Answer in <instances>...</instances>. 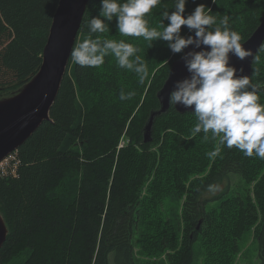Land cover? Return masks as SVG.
Here are the masks:
<instances>
[{
	"label": "trees",
	"instance_id": "16d2710c",
	"mask_svg": "<svg viewBox=\"0 0 264 264\" xmlns=\"http://www.w3.org/2000/svg\"><path fill=\"white\" fill-rule=\"evenodd\" d=\"M230 1L187 0L184 15L200 4L211 8L210 14L218 20L227 14L231 28L245 41L264 19V0ZM59 2L0 0V98L21 90L39 71ZM100 7L101 0L89 1L82 22L85 33L93 38H122L134 46L139 44L140 38L118 33L116 18L109 22L108 32L91 34L88 22L99 15ZM173 7L174 0H160L146 17L149 26L159 25L162 13L175 11ZM163 22L168 23L167 19ZM193 34L186 25L182 26L181 35ZM182 53L175 55L165 69L155 68L143 101L145 86L137 76H124L120 68L112 66L114 57L106 56L97 68L74 63L66 72L50 119L11 153L16 173L0 174V213L8 226L7 239L0 248V264H139L136 233L145 207L151 206L149 197L154 194L157 198L160 189L145 187L152 178L163 181L167 173L173 172L172 164L165 165V151L154 150L161 120L168 118L169 127L179 128L177 134L170 129V135L179 143L178 157L185 162L191 157L189 163H199L193 155L195 149L182 143L185 139L181 137L192 135L183 117L194 113L181 114L171 106L156 119L153 141L144 142L150 112L160 107L157 94ZM260 55L263 59L264 44L256 56L250 84L258 86L257 94L263 101L264 74L256 65ZM121 88L133 91L134 97L121 101ZM223 151L219 168L191 185L195 187L184 205L189 243L207 223L214 228L215 218L208 214L207 201L201 196L215 182L224 177L229 181L244 168L235 150L224 145ZM172 158L168 152L166 161L170 163ZM259 209L257 240L264 264V204ZM22 253L27 255L21 260ZM188 253L183 264H191L190 247Z\"/></svg>",
	"mask_w": 264,
	"mask_h": 264
},
{
	"label": "clouds",
	"instance_id": "9594fccd",
	"mask_svg": "<svg viewBox=\"0 0 264 264\" xmlns=\"http://www.w3.org/2000/svg\"><path fill=\"white\" fill-rule=\"evenodd\" d=\"M159 3L160 0H101L99 15L88 22L89 32H108L109 22L116 18L118 33L123 37L165 41L173 54L194 45L192 51L183 54L190 75L175 82L169 94L170 105L194 106L195 133L203 132L205 138L211 133L227 148L235 147L245 157L255 155L264 159V103H260L258 86L250 87L248 76H238L236 67L229 64V53L243 61L252 56V50L241 43V35L231 28L229 15L218 20L210 14L211 8L200 4L185 16L187 0H174L175 11H164L162 22L150 27L146 17ZM184 25L194 35H181ZM201 45L206 47L196 51ZM137 52L136 47L123 39L89 35L74 45L69 56L73 63L90 68L101 66L106 56L114 57L118 68L134 72L143 83L148 71ZM239 71L243 73V68ZM134 95L133 91L121 88L119 99L131 100Z\"/></svg>",
	"mask_w": 264,
	"mask_h": 264
},
{
	"label": "rangeland",
	"instance_id": "374dc122",
	"mask_svg": "<svg viewBox=\"0 0 264 264\" xmlns=\"http://www.w3.org/2000/svg\"><path fill=\"white\" fill-rule=\"evenodd\" d=\"M240 1L244 2L243 0H231L230 2ZM87 36L89 35L85 33L81 24L78 37L84 39ZM78 37L77 42L79 41ZM140 40L138 45L134 46V43L132 45L138 49L137 55L144 61L148 71L143 82V86H145L141 99L143 101L151 81L149 76H154L155 68L165 69L167 63L178 53L173 54L165 41L149 42L143 38ZM112 59V66H117L115 58ZM257 59L258 70L264 74V58L262 59L260 55ZM73 65L74 63L70 61L67 72ZM121 72L124 76L133 78L137 76L130 70L121 69ZM84 94L85 98L89 100L86 93ZM259 97L260 103H264V100H261L262 97L260 95ZM183 121L184 124L187 122L188 125L190 124L187 131L192 135L189 137L182 135V139H185L182 140V143L186 142L195 149L193 155L199 160V163L196 165L189 163L191 157L189 162L178 157L181 150L178 148L179 143L170 135L172 134L170 129L174 134H177L179 128L178 126L169 127L171 124L168 118L161 120L156 129L158 139L154 144V150L165 151V165L172 164L173 172L167 173L163 181L161 179L152 181V178L145 187V190L160 189L157 191V195H159L157 198L154 194L149 197L151 206L145 207V211L142 213L143 221L136 233L135 253L139 264H183L181 261L189 254L188 247L192 251L191 264H262L257 235L261 222L259 206L264 204V159L255 157V155L245 157L235 147L232 149L245 163L242 173L233 174L229 181L224 177L204 192L201 199L207 201L208 214L212 215L213 219L215 218L214 228L207 223L204 231L189 243V228H187L188 223L184 217L186 199L195 187H191L192 183L196 181L197 185L211 171L219 168L224 154V145L220 142L219 137L214 138L211 133L205 138L203 132L197 134L193 131L196 123L195 114L183 117ZM123 143L124 140L120 145ZM161 146L164 147L163 151ZM168 152L173 156L170 163L166 161ZM13 159L14 156L9 155L1 161L0 174L11 176L16 173V164H13ZM223 193L225 195L221 199ZM151 200L153 201L151 202ZM255 216L258 217L255 218ZM5 225L7 228V224ZM26 255L27 253H22L19 259H24Z\"/></svg>",
	"mask_w": 264,
	"mask_h": 264
},
{
	"label": "water",
	"instance_id": "95a60500",
	"mask_svg": "<svg viewBox=\"0 0 264 264\" xmlns=\"http://www.w3.org/2000/svg\"><path fill=\"white\" fill-rule=\"evenodd\" d=\"M89 1L60 0L39 71L19 92L0 99V162L17 150L44 121L50 119V111L71 61L69 53L77 42ZM241 43L252 50V56L242 61L229 53V64L236 67L238 76L246 75L250 81L256 56L264 44V19ZM204 47L206 46L201 45V48L195 50L200 51ZM193 48L194 45L188 46L173 62L168 78L157 94L160 107L150 112L144 127L145 143L153 141L156 119L170 110L169 94L175 82L190 75L183 54L192 51ZM241 68L243 73L239 71ZM174 107L181 114L194 112V106L185 108L182 104H177ZM5 224L0 213V248L8 235V227L6 228Z\"/></svg>",
	"mask_w": 264,
	"mask_h": 264
},
{
	"label": "bare ground",
	"instance_id": "6f19581e",
	"mask_svg": "<svg viewBox=\"0 0 264 264\" xmlns=\"http://www.w3.org/2000/svg\"><path fill=\"white\" fill-rule=\"evenodd\" d=\"M156 109V108H155ZM158 109V108H157ZM164 115V114H163ZM154 126H155V124H154Z\"/></svg>",
	"mask_w": 264,
	"mask_h": 264
},
{
	"label": "built area",
	"instance_id": "2783aa9c",
	"mask_svg": "<svg viewBox=\"0 0 264 264\" xmlns=\"http://www.w3.org/2000/svg\"><path fill=\"white\" fill-rule=\"evenodd\" d=\"M1 163V162H0ZM3 174V173H2Z\"/></svg>",
	"mask_w": 264,
	"mask_h": 264
}]
</instances>
